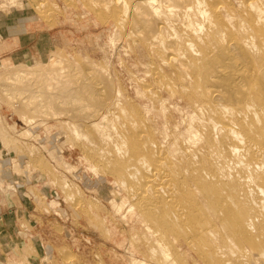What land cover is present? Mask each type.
Here are the masks:
<instances>
[{"label":"rangeland","instance_id":"374dc122","mask_svg":"<svg viewBox=\"0 0 264 264\" xmlns=\"http://www.w3.org/2000/svg\"><path fill=\"white\" fill-rule=\"evenodd\" d=\"M201 1L210 14L206 19L196 16L205 19L210 36L223 45L248 39L257 44L261 62L258 56L249 66L248 84L257 92L264 64L258 3L264 6V0ZM123 9L117 0H0V74L15 71L17 65L26 69L48 63L50 55L57 54L65 65L76 67H67L73 69L70 73L81 70L74 75L77 79L88 71L89 78L95 72L103 81L100 88L106 97L101 99L109 106L105 103L97 113L112 120L110 138H100L85 125L94 113L86 112L90 108L80 110L74 102L63 106L56 97L49 106L52 98L45 95L44 106L38 108L52 113L34 112L36 121L30 124L23 119L20 98L11 96L9 101L5 96L10 95L0 88V264H131L133 257L146 264H264V202L246 175L248 159L264 162V156L248 153L246 160L240 151L233 153L228 142L245 152L244 140L232 131L220 133L210 120L232 118L215 113V102L208 98L201 99L204 109H199V74L185 70L189 57L197 53L186 51V42L195 34L182 22L187 19L184 8L175 6L176 16L162 12L160 20L155 19L164 23L160 39L165 42L177 41L176 26L182 40L178 50L153 42L134 25L132 11L124 14ZM46 67L58 66L40 69L45 72ZM34 80L40 81L37 76ZM47 105L49 110L41 111ZM58 105L71 108L69 114L66 108L68 115L59 112ZM257 110L262 116L254 102L245 112L254 115ZM73 122L81 126L80 135L71 127ZM263 144L264 139V150ZM258 182L264 183V177ZM244 191L250 195L245 193L247 203ZM251 210L258 214L256 231L244 224ZM229 240L240 250L231 252ZM161 246L174 262L163 261Z\"/></svg>","mask_w":264,"mask_h":264},{"label":"bare ground","instance_id":"6f19581e","mask_svg":"<svg viewBox=\"0 0 264 264\" xmlns=\"http://www.w3.org/2000/svg\"><path fill=\"white\" fill-rule=\"evenodd\" d=\"M117 1H119L120 3L123 4L124 14L126 13V11L128 9H130L132 11L133 15L131 18L133 19V16H134V20H132V21L134 22V25L137 24L136 26H139L137 28L141 32H145L143 34H146V33H147L146 35L150 34L149 36H151L152 41L155 40V43H156V40H158V41H160L159 43H164L166 45V47L167 46L172 47V48L177 49V50H178V46L180 44L179 42L181 40V39L178 40L179 39L178 38L179 34L177 31L178 29H175L176 26H175V28H173L174 29L173 34L176 37L177 41H170L171 39L175 40V39H173L174 38L173 37L169 40L170 41L169 43L165 42L164 40L160 39L162 34H164V32H165V30H164L165 26L163 27L164 23L161 24L162 22L161 21L158 22V21L160 20V15L162 12L167 13L166 14L167 16L169 15L172 17L176 14L175 13L176 11H174L175 6L179 5V6L184 8L183 14H184V16H187V19L182 20V22L184 21V23L186 24L187 27H191L193 29L192 33L194 32L193 34H195L197 36V38H195L194 37L195 35H192V37L195 38L194 41H193V39H191L192 37L189 39L186 38V39H188V42H186L188 47H187V50H186V48H185V50L187 52H188V49L189 50L190 49L195 50L194 56H196L195 53H197V57H193V58L189 57L191 59H189L190 61L188 60L189 63L187 65H185L186 69L185 68L184 69L185 70H187L188 68L193 69L194 71H197V73L199 74V77L195 83L196 84L195 85V88H196L195 92H196L197 96L199 97V102H198L199 109L200 110L204 109V106L202 104L203 102H201V99L208 98L209 100H211V101L213 100L215 102V106H214L215 107V113H217L220 116L226 114L232 118V121H228V119H226L225 117H223L221 120H217L214 117H211L210 120L212 122L211 127L217 128L220 133H224V131H226V132L232 131L233 135L235 134L238 136V140H240V141L244 140V142L247 145L245 152H241V150H239V149H241L239 144L232 143L231 141L228 142L227 146L232 150L233 153H238V151H240L239 154L241 153V155H242L241 158H244V159H246V156L248 155V153L252 154L254 156L257 155L258 157L264 156V150L262 147V141L264 139V64L262 65V69H261V73L259 75V81H258L259 85H260V89H258L257 92L254 91L252 93L249 90V85H248L252 81V73L250 74L249 66L251 65L252 61H254V59L259 56V53L257 51V49H258L257 44H255L254 42H251L248 39L246 42H236V43H233L230 45H228V44L223 45L222 41L220 39H216L217 37L215 35L212 34L210 36V34L207 33L208 30L205 29V23H204L205 19H206V15H209L210 13L206 11V8L203 6V3L201 0H191L187 3H182V4H181L182 1L185 2L187 0H139L138 2H135V3H132L131 0L130 1L129 0H117ZM130 2H131V4H130ZM164 7H166L165 9H167L168 12L163 11ZM258 10L260 11L261 17L263 18V22H264V6L260 3H258ZM191 12L193 13L194 16L197 15L198 17H200V16L205 17V19L203 18V20L201 21L200 20L201 18H198L196 16L198 19L196 18V20L195 19L193 20L191 17L192 16ZM183 14H182V16H183ZM182 16H181V18H182ZM126 17H127V15H126ZM157 17H158V21L157 20L155 21V19ZM193 18H195V17H193ZM178 19H179V16H178ZM230 19H232V18H230ZM123 21H124V18L122 16L119 20L120 25L123 23ZM120 27H123V26H120ZM191 28H189V29H191ZM209 28L213 30L215 28V24L212 23L209 26ZM204 30H206V32H204ZM212 30H210V31H212ZM203 32H204V34H203ZM169 36L171 37V35H169ZM197 40H199L200 44H198L199 42ZM263 47H264V45H263ZM174 52H175V50H174ZM261 57H262V55L259 56V59H258L259 62H261L260 61ZM167 58H168V56H167ZM63 59L64 58H62V59L59 58V56L57 54H52V55H50V58H48V60H49L48 63H47V61H46V63L44 61H41V63L35 64V66H32V67H28V68L26 67V69L21 68V67L18 68L17 67L18 65H17L15 67V71L9 72V73H6V71L3 70V72H5V75L2 76L4 73L0 74L3 77L2 78L3 80L0 79V81H1L0 88H1V90H3L2 94L5 95L4 92L9 94L10 96H8L7 94L6 95L8 97L5 96V98H7V99H9L11 96L20 98V100L18 99L17 101H20V103H21V104H19L20 106L24 103V105L22 106L23 110H25L24 114H23V119L25 120V122L30 123V124L36 119L34 117L35 114L38 111L40 112L39 109L41 107L38 108V106H44V102H45L44 99L46 97L45 95H47L51 98L52 97H56L57 99L60 98L59 101L63 102V104L61 103L63 106H64V103L66 104L69 102H74V103L78 104V107H79L78 109H80V110H86V109L90 108L86 112L88 113L90 110V112L93 111L94 113H91V115L88 114V115H90V117L88 116L89 120L91 119L90 120L91 122H89L90 123L89 126L87 125L88 124L87 121L84 119L86 121L85 123H87L85 125L87 126V128L90 127L92 130H95L100 138L101 137L102 138H110L111 134H110V130L108 132V128L110 126L109 122L110 121L112 122V120L110 119V121H109V117L107 116V114L103 113V115L100 114V116H98L99 114L97 113L98 111H100L99 109L106 106V104H107L106 103L107 101L104 102V100H103L104 98L101 99V96L103 95L101 88L103 86L101 85L102 87L100 88V82H103V81L100 80V82H99V79L97 77H95L96 75L94 76L95 72L94 73L92 72L93 78L91 79V78H89L90 76H87L88 71L86 73H85V71H83L84 72L83 75L86 74V77L82 78V80H81V75L78 74L80 76V77L78 76L79 77L78 79L81 81H80V83L75 84V83H77L76 81L78 79H77V76L75 77L74 75H75V73H79L81 70L79 71V69L77 68L79 72H75V71H77V70H75L76 67L73 66V64L70 66H69V64L67 65L68 62L65 65L64 63L66 61L64 62ZM183 59H180V62H181V60L183 61ZM188 61H186V63ZM47 64H49V68H51L50 67L51 65L55 66V67L58 66V67L55 69H53L54 67H52L51 69L53 71H50L51 69L49 70L46 67L50 72L48 70L47 71L45 70V72H43L45 67H44V69L43 68L40 69V67L47 65ZM76 64L77 63H75V65ZM181 64H183V63H181ZM183 65H182V67H183ZM71 66L75 67L74 68V72H75L74 75L72 74L73 71H71V73L69 72L70 70H73V69H71L72 68ZM23 67H24V65H23ZM36 67H39V68H36ZM67 67H71L70 69L68 68L69 71H67V69H66ZM13 69H14V67H13ZM13 69H11V70L7 69V70L12 71ZM39 69L42 71H40ZM91 69L93 70L96 68H91ZM1 72H2V70H1ZM36 76L39 78L40 81L43 79V81H44L43 85H41L42 83L39 84L40 81L39 82H33L32 81L35 79ZM71 80H74L75 83ZM111 82H112V80H111ZM70 83H72L73 86ZM42 87L43 88L45 87L46 89H47V87H49L52 90L51 89H50V91L45 90V89H42ZM104 89L105 88H103V90ZM186 94H188V93H186ZM117 95H118V92H117L116 96ZM103 97H106V96L103 95ZM10 99H9V101H10ZM250 99H253V102H251ZM13 100H11V101L13 102ZM254 102H257L259 104L260 108L263 110L262 116L259 114L261 112H259L258 110L255 111L254 115H251V114L245 112L247 109L250 108V104L254 103ZM47 103H49L48 104L49 106L52 105L53 98L49 99ZM56 103L58 104V101ZM226 103H230V104H234V105H228ZM57 104H55V105H57ZM48 105H47L48 109H41V111L42 110L43 111L49 110L50 107H48ZM60 105H58L59 108L61 107ZM66 105H69V104H66ZM108 106L109 105L107 104V107ZM55 107H57V106H55ZM63 108L65 109L66 107H63ZM63 108L62 109L60 108L61 110H59V112L62 113V111H63V113H65L64 115H68L69 114L68 109H71V108H66L67 110L65 109L68 114H66V111ZM55 109H57V108H55ZM52 110H53V108H52ZM28 112H31L32 114H34V112H35V114L32 116V115H29ZM39 112H38V114L42 115L40 113H43V112H40V113ZM55 112L57 113L58 110H55ZM45 113L46 112H44L43 115ZM48 113L51 114L52 111L47 112V114ZM61 113H59L60 116L62 115ZM38 114H36V115H38ZM47 114H45V115L47 116ZM59 114H57V115H59ZM57 115H53V116H57ZM38 117H40V116H38ZM68 118H70V116H67V119ZM86 119H87V117H86ZM40 120H41V117H40ZM40 122H36V123L37 124L43 123V122H41V123ZM36 123H34V125ZM37 124H36V126H37ZM70 124H71V127H73L74 131L78 135H80L81 134V130H80L81 126L79 124H77L76 122H73ZM28 126H30V125H28ZM86 126H85V128H86ZM33 127L35 128V126H33ZM33 127H32V129H33ZM90 128H88V130H90ZM22 131L24 133V130H21V132ZM21 132H19V134ZM25 132H29V130L26 129ZM21 135H22V133H21ZM186 139H187V137H186ZM232 139H233V137H231V140ZM220 141H223V140H220ZM263 146H264V144H263ZM141 155H142V153L138 154L139 157ZM224 157H228V156L224 155ZM228 158H230V157H228ZM231 160H232V162L234 161L233 159H231ZM238 162H239V160H238ZM242 162H243V159H242ZM134 166H130V167H134ZM247 167H249L250 171L246 175L249 178V180L252 182V184L255 186L254 188H256L259 191V193H261L260 195H262V197L260 199H261L262 204H263V202H264V183H259L258 180H262L264 177V162H262L260 160L248 159ZM131 169H134V168H131ZM126 171H128V169ZM123 173H124V175L126 174L125 171ZM123 173L120 174L121 177H122ZM206 174L209 175L210 172L207 171ZM210 175L212 177H215V174H210ZM223 175H225V174H223ZM200 176L202 177L203 175L200 174ZM122 178H124V177H122ZM220 179H222V178L220 177ZM245 193L246 192L244 191L243 194H244L245 200H246V194L249 195V192H247L246 194ZM250 200H249L250 202H253L252 198H250ZM254 201H255V199H254ZM258 201L256 200V202H258ZM246 203H247V200H246ZM253 204H254V202L251 205L253 206ZM130 205L131 204H129L128 207H130ZM116 206H117L116 209L118 211H120L121 210L120 206L118 204ZM132 206H133V204H132ZM253 207L256 208L257 205L256 206L254 205ZM130 209H132V207ZM253 215L254 214L251 210V212L248 214V216L244 219V224L247 225V228L250 229L251 231L254 229L257 230L256 224H255L256 220L254 219V217L257 216L258 214H255L254 216ZM256 230H254V231H256ZM228 243H229L228 245L230 246L229 250H231V252L233 251V253H234V251H235L234 249L240 250L239 245L236 241L229 240ZM151 248H152L151 254L154 255V253H156L155 248L154 247H151ZM160 251L163 253V257L165 259L163 261H165V263H166V260H168V262H169V260L174 262V260H172V258H171V255L167 252L166 248L161 246ZM262 255H264V251H261V256ZM236 257H237V255H236ZM131 262H132L131 264H146L144 259H141V258L139 259L137 257H133ZM167 264H169V263H167Z\"/></svg>","mask_w":264,"mask_h":264}]
</instances>
